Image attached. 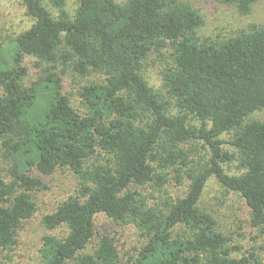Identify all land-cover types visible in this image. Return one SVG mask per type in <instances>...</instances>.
<instances>
[{"label":"trees","instance_id":"16d2710c","mask_svg":"<svg viewBox=\"0 0 264 264\" xmlns=\"http://www.w3.org/2000/svg\"><path fill=\"white\" fill-rule=\"evenodd\" d=\"M17 1L33 24L0 49V148L10 164L9 179L0 172V264H12L34 197L57 170L78 185L42 219L65 230L42 237V264H121L100 216L139 232L131 264H264L255 247L233 255L241 248L202 200L215 178L243 198L255 242L264 239V118H252L264 111V22L219 39L199 34L204 18L186 0ZM215 1L249 16L260 0ZM166 49L155 88L145 71ZM27 56L41 71L28 86ZM199 141L210 149L204 163L194 158ZM233 161L239 174L226 170Z\"/></svg>","mask_w":264,"mask_h":264},{"label":"rangeland","instance_id":"374dc122","mask_svg":"<svg viewBox=\"0 0 264 264\" xmlns=\"http://www.w3.org/2000/svg\"><path fill=\"white\" fill-rule=\"evenodd\" d=\"M124 0H118L123 2ZM191 2L199 10L204 18L205 24L199 30L202 37H218L228 39L234 36L237 31L245 28L251 22H264V0H260L249 16H241L233 6L223 5L215 0H186ZM69 6L73 8L75 3L69 0ZM33 20L27 15L24 5L17 0H0V49L8 48L11 41L18 34L29 29ZM170 57V50L166 49L161 54L154 55L147 65L145 76L155 88L162 84L161 69L167 65ZM28 73L24 79L25 85H31L41 75L40 69L36 66V60L27 56L24 60ZM100 75H93L89 80L100 79ZM88 80V79H87ZM85 84V83H84ZM79 86L73 82L71 77H66L64 90L72 95L73 105L80 110L81 99L78 97ZM252 118H264V111L252 115ZM229 136H223L228 140ZM204 142L196 144L195 159L204 158L203 163L209 159L210 149L203 147ZM226 149H230L225 145ZM231 150V149H230ZM10 164L3 158L0 148V172L9 179ZM230 174H239L237 162L233 161L226 166ZM48 189L37 193L34 197L37 204L35 216L24 222L19 229L17 247L11 252L12 264H42L39 249L41 240L45 234H65L63 228L55 231L47 230L42 219L48 213L56 210L69 195L74 194L78 185L77 177L70 171L57 170L46 179ZM174 195H183L185 188L171 187ZM203 205L211 210L217 217L223 230L232 237V245L239 246L241 250L234 253V256H241L248 253L253 247L256 248L259 256L264 257V250L261 248L264 239L256 243V231L250 224V210L243 198L234 192H227L223 186L212 178L203 195ZM99 231H106L114 238L119 250L120 263L131 264L137 258L139 249L144 241L133 225L118 226L104 216H100L97 223ZM4 254L0 252V256Z\"/></svg>","mask_w":264,"mask_h":264}]
</instances>
